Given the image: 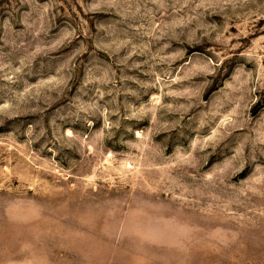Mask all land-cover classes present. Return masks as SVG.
<instances>
[{
  "label": "rangeland",
  "instance_id": "374dc122",
  "mask_svg": "<svg viewBox=\"0 0 264 264\" xmlns=\"http://www.w3.org/2000/svg\"><path fill=\"white\" fill-rule=\"evenodd\" d=\"M0 264H264V0H0Z\"/></svg>",
  "mask_w": 264,
  "mask_h": 264
}]
</instances>
